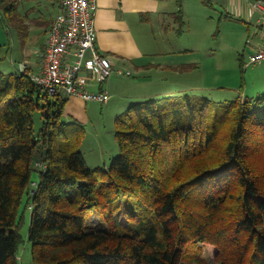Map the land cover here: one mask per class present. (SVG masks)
Returning a JSON list of instances; mask_svg holds the SVG:
<instances>
[{
    "label": "trees",
    "instance_id": "16d2710c",
    "mask_svg": "<svg viewBox=\"0 0 264 264\" xmlns=\"http://www.w3.org/2000/svg\"><path fill=\"white\" fill-rule=\"evenodd\" d=\"M0 5L23 44L17 0ZM174 15L182 27L181 4ZM67 101L0 70V264H21L23 199L34 264H264V93L135 101L115 118L119 153L96 166Z\"/></svg>",
    "mask_w": 264,
    "mask_h": 264
},
{
    "label": "rangeland",
    "instance_id": "374dc122",
    "mask_svg": "<svg viewBox=\"0 0 264 264\" xmlns=\"http://www.w3.org/2000/svg\"><path fill=\"white\" fill-rule=\"evenodd\" d=\"M56 1L17 0V4L30 9L31 19L40 17L39 20L42 21L50 20L53 16ZM4 12V7L0 5V66L5 68L6 65L12 67L11 61L17 60L20 55L21 39L15 28L1 20ZM187 12L182 45L187 43L193 49L182 52L181 60L194 63L183 64L176 70H157L152 67L147 69V73H138L134 68L122 69V73L118 69L114 70L116 93L112 97L110 95L109 103H100L90 121L82 124L85 136L80 150L88 166L109 164L111 158L119 153L114 135L115 118L130 104L144 99L150 93L158 97L189 93L216 101L239 95L242 98H255L264 93V70H260V64L241 66L243 61H247L250 51L246 40L247 18L221 17L218 11L199 2L196 6L188 7ZM36 29L39 33L31 36L37 34L40 39L43 38L44 31L38 25L35 26ZM10 69L5 70L10 72ZM127 70L131 73L127 74ZM34 118V128L38 130L42 126L39 111L35 112ZM36 177L34 174L33 179ZM19 215V231L23 240L19 244L18 258L21 264H34L31 244L27 239L30 209L25 206V199L21 203ZM215 251L216 248L211 244L202 245V256L211 263L214 262ZM184 264L197 263L185 261Z\"/></svg>",
    "mask_w": 264,
    "mask_h": 264
},
{
    "label": "crops",
    "instance_id": "0c3cea01",
    "mask_svg": "<svg viewBox=\"0 0 264 264\" xmlns=\"http://www.w3.org/2000/svg\"><path fill=\"white\" fill-rule=\"evenodd\" d=\"M61 1H56L57 6L50 20L42 21L38 16L31 19L30 9L27 10L17 4L16 9L27 24L28 35L26 43L21 44L17 60L11 61L12 67L0 66L1 71L11 68L10 72H12L22 68L31 74L38 73L42 66L41 58L47 32L60 10ZM198 2L218 11L221 17L228 19L246 17L248 33L246 40L250 39L247 43L250 46L249 53L262 44V38L258 33V13L251 11L247 0H207L209 4L203 0H97L98 7L95 15L97 48L112 60L114 70L118 69V72H123L122 69L134 68L138 73H147V69L152 67L157 70H176L183 64H193V61L182 62L181 60L182 52L193 49L187 43L182 45V34L188 18L187 9L191 5L196 6ZM180 4L184 19L182 27L176 22L174 15ZM36 25L45 33L41 39L37 34L31 36L33 33H39V30H35ZM188 40L190 41V38ZM257 64H260V70L263 71L264 61ZM113 73L100 85L90 83L88 89L98 91L104 88L112 97L116 93L114 92L116 77ZM155 97L158 96L150 93L144 99ZM99 104V102L83 100L76 96L69 97L64 107L65 117L86 124L94 112L96 113Z\"/></svg>",
    "mask_w": 264,
    "mask_h": 264
},
{
    "label": "built area",
    "instance_id": "2783aa9c",
    "mask_svg": "<svg viewBox=\"0 0 264 264\" xmlns=\"http://www.w3.org/2000/svg\"><path fill=\"white\" fill-rule=\"evenodd\" d=\"M247 1L251 11L258 13L262 44L248 54L245 66L264 61V0ZM97 7V0L61 1L60 10L47 32L42 66L38 73L32 74V79L47 92H61L68 98L76 96L99 103L109 101L110 94L106 89H88L90 83L100 85L105 82L114 71L112 60L96 45Z\"/></svg>",
    "mask_w": 264,
    "mask_h": 264
}]
</instances>
